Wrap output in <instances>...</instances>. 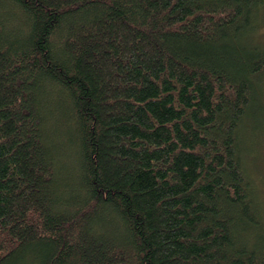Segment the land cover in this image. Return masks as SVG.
Instances as JSON below:
<instances>
[{"label":"trees","instance_id":"1","mask_svg":"<svg viewBox=\"0 0 264 264\" xmlns=\"http://www.w3.org/2000/svg\"><path fill=\"white\" fill-rule=\"evenodd\" d=\"M262 27L264 0H0V264H264Z\"/></svg>","mask_w":264,"mask_h":264},{"label":"rangeland","instance_id":"2","mask_svg":"<svg viewBox=\"0 0 264 264\" xmlns=\"http://www.w3.org/2000/svg\"><path fill=\"white\" fill-rule=\"evenodd\" d=\"M263 32H264V28L262 27V33ZM257 134H261L262 136L260 138H257V141L255 143L254 149H255V151L259 152V154H258L259 156H257L258 158L256 160V167H254V169L256 171L257 176H259L264 183V133L257 131Z\"/></svg>","mask_w":264,"mask_h":264}]
</instances>
